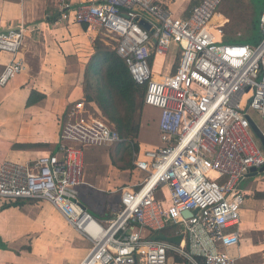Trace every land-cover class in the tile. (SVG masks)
Segmentation results:
<instances>
[{"label":"built area","instance_id":"obj_1","mask_svg":"<svg viewBox=\"0 0 264 264\" xmlns=\"http://www.w3.org/2000/svg\"><path fill=\"white\" fill-rule=\"evenodd\" d=\"M52 1L62 21L87 25L117 43L134 82L146 87L145 106L161 111L162 147L134 153L143 181L123 191L115 218L96 219L78 201L85 183L84 148L121 139L105 116L98 111L96 117L86 101L79 102L61 130L57 153L0 167V211L4 201L50 203L92 244L80 264H168L171 253L191 264H236L230 249L240 244L246 202L239 183L264 167V149L250 125L251 112L264 119V12L260 42L236 45L225 43L224 25L213 26L226 0H202L186 19L159 0ZM26 31L21 25L0 32V52L12 56L0 87L25 70L19 54ZM173 45L181 47L175 72L157 74L154 59L166 57ZM160 189L166 190L162 198ZM168 227L178 228L180 245L144 235Z\"/></svg>","mask_w":264,"mask_h":264},{"label":"crops","instance_id":"obj_2","mask_svg":"<svg viewBox=\"0 0 264 264\" xmlns=\"http://www.w3.org/2000/svg\"><path fill=\"white\" fill-rule=\"evenodd\" d=\"M86 1L72 0V3L79 5ZM200 1L159 0L175 17L184 19ZM217 16L223 22L213 24L214 27L225 25V28H235L232 23L226 25L230 18L222 6ZM21 25L27 28L19 54V58L24 60L25 70L8 85L0 87V167L5 162L25 165L44 153L59 151L61 122L69 121L75 105L86 101L85 75L95 55V41L101 39L109 47L115 44L113 50L117 45L112 39L110 44L99 30L62 21L58 5L52 0H0V32L15 30ZM238 35L233 39L254 38ZM180 51L181 47L173 45L166 57L153 58L154 67L157 59L163 64L161 73L154 71L157 74L175 72ZM11 59L9 53L0 52V75ZM33 91L46 98L36 105L27 106ZM88 104L90 110L101 113L95 103ZM143 119L144 112L139 137ZM137 142L141 147L139 138ZM106 146H85V183L78 189L79 203L105 223L120 211L123 191L137 189L140 184L139 172L135 168L133 173L120 168L122 172L114 173L115 170L109 166ZM101 163L103 171L99 170ZM110 171H113V176ZM259 171H251L239 183L246 202L241 209L240 244L230 249L236 264H253L258 257L264 264V172ZM127 172L131 178L124 177ZM134 177H137V182L132 181ZM115 203L119 207L116 208ZM165 230L174 233L171 237L179 236V230L174 232L171 227ZM144 235L153 238L146 231ZM91 248V242L71 227L50 203L37 200L3 202L0 211V264H80ZM173 255L170 264H191L176 254H170ZM178 257L181 260L177 261Z\"/></svg>","mask_w":264,"mask_h":264},{"label":"trees","instance_id":"obj_3","mask_svg":"<svg viewBox=\"0 0 264 264\" xmlns=\"http://www.w3.org/2000/svg\"><path fill=\"white\" fill-rule=\"evenodd\" d=\"M250 2L255 10L253 29L257 30V36L247 40L225 38L226 44L257 45L260 42L262 38L260 17L264 12V0H250ZM85 77L87 80L86 102L95 103L103 115L115 126L121 139L120 142L115 143L117 144L116 151L120 160L125 163L121 169L133 171L135 168L133 165L134 153L140 150L137 139L145 107L146 87L139 86L134 82L126 62L117 54L116 50L106 46L101 39L95 41V55L88 64ZM45 98V95L33 91L27 106L36 105ZM57 148L59 149V146ZM171 228L174 229V232L178 230L174 227ZM163 233L168 237L174 236V233L166 230ZM155 236L153 234V237ZM179 260L181 258L178 257L177 261Z\"/></svg>","mask_w":264,"mask_h":264},{"label":"rangeland","instance_id":"obj_4","mask_svg":"<svg viewBox=\"0 0 264 264\" xmlns=\"http://www.w3.org/2000/svg\"><path fill=\"white\" fill-rule=\"evenodd\" d=\"M222 8L227 10L228 16H229L230 21H231V22L226 21V25L229 23H232V26L235 27L234 29H232V27H230V26H227L226 28H225V25L223 26V33H224L225 38L238 37L239 36L238 34H240L241 36H246V37L257 36V33H258L257 30L253 29L255 10H254V7H253L252 3L250 2V0H226L222 4ZM217 22H220V23L223 22L222 18L217 16L213 24H215ZM224 28H225V31H224ZM101 33H103L102 37L107 39L109 41V43L111 44L112 41L110 40V38L108 36H106L104 32L101 31ZM234 33H236V34H234ZM114 46L115 45H112L111 48L114 49ZM162 67H163L162 60L157 59L155 62L154 70L157 73H161ZM86 87H87V84H86ZM90 111L96 117L100 118V116L98 114H96L95 111H92V110H90ZM101 114L103 115L102 112H101ZM251 114H252L251 116L253 118V121L256 123V125L262 131H264V119L260 116V114L258 112H251ZM160 116H161V111L158 108H154V107H150V106L144 107L143 128H142L141 135L139 137V141L141 143L140 149H142L143 151H154V150H157L158 148L162 147L161 135H160V131H159ZM67 122H68V119L63 120V122H61V126H62V124L64 126V124ZM106 147H107V152H108V156H109L108 157L109 158V166H112L113 171L115 170V172H114L115 174L118 171L122 172L121 170H119V168L120 169L123 168L125 166V163L120 160V156L117 154V151H116L117 144H110V145H107ZM85 167H86V165H85ZM103 168H104V165H103V163H101V165H99V170L103 171ZM113 171H110L109 174L112 175ZM85 172H86V169H85ZM132 173H133V171H132ZM139 173L137 174V176H139L138 180L141 183V181H143L145 175L141 172H139ZM123 174H124V172H123ZM124 177H127V178L130 177L131 178V175H130V173L127 172L124 175ZM132 181L137 182V177H134L132 179ZM162 191H166V190L160 189V191H158V196L160 198L163 197ZM115 206L117 208V207H119V204L115 203ZM171 257L174 258V255L169 257L168 264H170V258ZM261 263H262V260L259 257L253 261V264H261Z\"/></svg>","mask_w":264,"mask_h":264},{"label":"water","instance_id":"obj_5","mask_svg":"<svg viewBox=\"0 0 264 264\" xmlns=\"http://www.w3.org/2000/svg\"><path fill=\"white\" fill-rule=\"evenodd\" d=\"M141 25L148 31L151 29V26L146 21H142ZM250 125H251L252 131H253L257 141L260 143V145L264 149V131H262L251 118H250ZM252 172H258V171L256 169H253ZM259 172H264V167ZM83 208L86 209L85 207H83ZM196 213H197V211H195L194 213L188 212V213H186V215L191 216V215L196 214ZM156 239L161 240V241H165V242H169V243H172L175 245H180L181 241L183 240V236L179 235L176 237H168L164 233H159L156 236Z\"/></svg>","mask_w":264,"mask_h":264},{"label":"bare ground","instance_id":"obj_6","mask_svg":"<svg viewBox=\"0 0 264 264\" xmlns=\"http://www.w3.org/2000/svg\"><path fill=\"white\" fill-rule=\"evenodd\" d=\"M216 19V18H215ZM215 19H214V21H215ZM214 21H213V23H214Z\"/></svg>","mask_w":264,"mask_h":264}]
</instances>
